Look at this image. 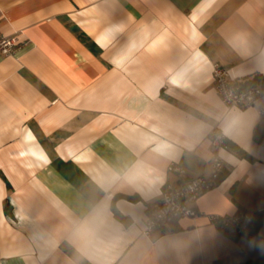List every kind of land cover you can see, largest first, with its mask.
Listing matches in <instances>:
<instances>
[{
    "label": "crops",
    "instance_id": "crops-1",
    "mask_svg": "<svg viewBox=\"0 0 264 264\" xmlns=\"http://www.w3.org/2000/svg\"><path fill=\"white\" fill-rule=\"evenodd\" d=\"M0 31L20 43L0 54V264L264 254V221L234 235L173 218L143 233L166 184L209 171L212 130L224 170L193 205L264 211V0H0ZM214 63L260 80V95L228 106Z\"/></svg>",
    "mask_w": 264,
    "mask_h": 264
},
{
    "label": "built area",
    "instance_id": "built-area-1",
    "mask_svg": "<svg viewBox=\"0 0 264 264\" xmlns=\"http://www.w3.org/2000/svg\"><path fill=\"white\" fill-rule=\"evenodd\" d=\"M19 39L16 34L6 35L0 31V54L14 55L19 48ZM214 87L224 103L230 107L249 105L254 102L262 91L261 81H254L247 77L233 75L226 67L214 63L212 67ZM264 112V110H260ZM212 146L215 155L210 169L206 174L186 179L178 183H168L164 186L158 202L151 209L143 233L148 235L155 227L166 226L173 218H207L216 221L219 227L234 235L246 232L252 222V214L247 211L235 213H207L193 205V201L204 191L214 186L220 179L224 164L217 151L226 146L224 135L218 130L211 132ZM176 170L182 171L176 166Z\"/></svg>",
    "mask_w": 264,
    "mask_h": 264
},
{
    "label": "trees",
    "instance_id": "trees-1",
    "mask_svg": "<svg viewBox=\"0 0 264 264\" xmlns=\"http://www.w3.org/2000/svg\"><path fill=\"white\" fill-rule=\"evenodd\" d=\"M256 137L259 141H264V132H262L260 129L256 131ZM226 143V142H225ZM114 213L116 215H119L118 211L114 209ZM252 214V222L251 225L254 226V228H258V226L264 221V211L262 212H255ZM238 264H264V254L261 256L255 258V259H249L244 262L238 263Z\"/></svg>",
    "mask_w": 264,
    "mask_h": 264
}]
</instances>
